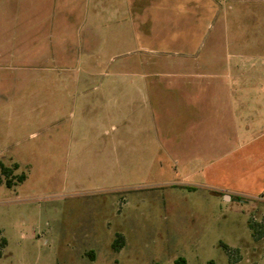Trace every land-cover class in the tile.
I'll list each match as a JSON object with an SVG mask.
<instances>
[{
  "label": "rangeland",
  "instance_id": "1",
  "mask_svg": "<svg viewBox=\"0 0 264 264\" xmlns=\"http://www.w3.org/2000/svg\"><path fill=\"white\" fill-rule=\"evenodd\" d=\"M0 163V264H264V0H0Z\"/></svg>",
  "mask_w": 264,
  "mask_h": 264
},
{
  "label": "trees",
  "instance_id": "2",
  "mask_svg": "<svg viewBox=\"0 0 264 264\" xmlns=\"http://www.w3.org/2000/svg\"><path fill=\"white\" fill-rule=\"evenodd\" d=\"M18 169L17 165H13V167H6L2 163H0V184L4 182L5 186L11 187L15 183H22L25 179L23 174L19 176H14L13 173ZM123 246V239L121 236H118L115 240L116 249H120Z\"/></svg>",
  "mask_w": 264,
  "mask_h": 264
},
{
  "label": "crops",
  "instance_id": "3",
  "mask_svg": "<svg viewBox=\"0 0 264 264\" xmlns=\"http://www.w3.org/2000/svg\"><path fill=\"white\" fill-rule=\"evenodd\" d=\"M224 198L227 199V200H229V197L227 195H224Z\"/></svg>",
  "mask_w": 264,
  "mask_h": 264
}]
</instances>
